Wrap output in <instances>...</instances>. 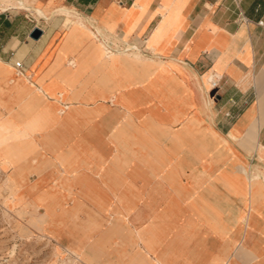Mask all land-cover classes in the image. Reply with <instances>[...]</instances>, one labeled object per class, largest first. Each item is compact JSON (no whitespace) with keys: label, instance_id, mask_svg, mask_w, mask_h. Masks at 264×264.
<instances>
[{"label":"crops","instance_id":"0c3cea01","mask_svg":"<svg viewBox=\"0 0 264 264\" xmlns=\"http://www.w3.org/2000/svg\"><path fill=\"white\" fill-rule=\"evenodd\" d=\"M17 1H2L0 33L24 24L0 44V60H20L48 100L75 76L65 94L75 107L59 105L68 114L49 130L50 147L71 150L84 165L76 175L89 170L86 180L129 215L97 229L89 248L81 239L93 264H264V0H23L44 16ZM64 8L85 23L63 29ZM94 25L102 38L80 31ZM106 39L159 64L112 68L100 61ZM211 72L218 87L199 81ZM13 114L23 133L35 131L34 113L28 122ZM121 175L124 190L115 187Z\"/></svg>","mask_w":264,"mask_h":264},{"label":"rangeland","instance_id":"374dc122","mask_svg":"<svg viewBox=\"0 0 264 264\" xmlns=\"http://www.w3.org/2000/svg\"><path fill=\"white\" fill-rule=\"evenodd\" d=\"M2 1L15 0H0L1 3ZM41 8L45 9L43 6ZM74 11L64 8L56 12L64 15L63 29L71 27L76 30L73 23H85L82 16ZM23 24L19 21L15 26L12 23L5 24L3 35L0 33V44L4 48L12 30ZM32 24L28 22V28ZM27 25L24 28L27 29ZM94 29L86 26L80 31L93 35L92 31L96 35L103 33L96 25ZM7 30L11 31L7 33ZM101 43L103 46L99 50L106 54L100 61L109 62L112 68H119L121 63L145 67L159 64L144 57L138 50H127L128 46L114 51L104 42ZM2 60L6 62L0 60V113L4 117L2 119L0 114V264H93L91 254L83 246H77L81 239L86 248H89L97 229L107 228L114 221H128L129 215L119 212L122 211L118 208L119 199L105 185L96 186L86 180V175H91L89 170L84 175H76L84 165L77 164L71 150L68 152L62 151V148L50 147L49 130L61 122V113L68 114L59 105L63 102L68 110L75 107L73 98L67 101L65 95L74 90L72 82L75 76L64 82V90L58 87L49 93V97L54 99L48 100L40 95L44 83L41 86L35 85L30 79L28 67L18 77L13 69L14 61L7 63L9 59ZM72 63L76 66L77 60L73 59ZM88 78L91 80L92 73ZM202 80L206 82V77L203 76L199 81ZM58 90L61 93H56ZM90 99L94 100L93 97ZM78 102L83 104V101ZM205 104L207 105L206 102ZM13 113H23L27 122L30 121L28 115L34 113L35 131L29 135L23 133L20 130L22 126L18 125L17 116ZM27 126L26 124V129ZM28 137L30 149L22 146L23 138ZM133 137L138 138L137 135ZM47 148L51 152V169H45L42 160ZM104 152L106 159L113 154V150ZM102 170L100 167L96 172ZM104 176H101V180L106 183ZM120 177L121 180L115 183V187L124 190L123 176ZM118 232L122 233L123 230ZM134 233L138 244L142 240L140 228ZM138 249L140 253V247ZM137 260H131L129 264H155L154 260L149 263Z\"/></svg>","mask_w":264,"mask_h":264},{"label":"built area","instance_id":"2783aa9c","mask_svg":"<svg viewBox=\"0 0 264 264\" xmlns=\"http://www.w3.org/2000/svg\"><path fill=\"white\" fill-rule=\"evenodd\" d=\"M260 23L262 22V21H259ZM99 38H102V36L101 35H97ZM104 43H105V45L109 48V49H111V50H117V49H119V46H117V45H115V44H113L112 42H110L109 40H105L104 41ZM126 48V47H125ZM124 48V49H125ZM13 66H14V70H15V75H18L19 73H22V71H23V64H22V62L20 61V60H16V61H14V63H13ZM220 79H221V76L218 74V73H215V72H211L209 75H208V77H207V82H208V84H209V86L211 87V88H215V87H218L219 86V82H220ZM246 102V100H244L243 101V103H245ZM235 101H233V104L235 105ZM226 116H228V117H232L233 115L230 113V112H227L226 113Z\"/></svg>","mask_w":264,"mask_h":264},{"label":"bare ground","instance_id":"6f19581e","mask_svg":"<svg viewBox=\"0 0 264 264\" xmlns=\"http://www.w3.org/2000/svg\"><path fill=\"white\" fill-rule=\"evenodd\" d=\"M17 5H18V7H21V8H24V9H26V10H34V11H36L37 13H39L40 15H45V12L43 11V9H41V8H33L32 9V7H30L29 5H27V4H25L24 3V1L23 0H18L17 1ZM7 7H9L8 5H4V4H2L1 2H0V10H2V9H6ZM37 27V26H36ZM37 28H39V27H37ZM40 30H42L41 28H39ZM24 73V71H22V73H19L18 75H16V76H21V74H23ZM207 79V78H206ZM64 104V103H63Z\"/></svg>","mask_w":264,"mask_h":264},{"label":"water","instance_id":"95a60500","mask_svg":"<svg viewBox=\"0 0 264 264\" xmlns=\"http://www.w3.org/2000/svg\"><path fill=\"white\" fill-rule=\"evenodd\" d=\"M41 30L37 27H33V29L30 32V37H32L33 39H37L40 35H41Z\"/></svg>","mask_w":264,"mask_h":264}]
</instances>
